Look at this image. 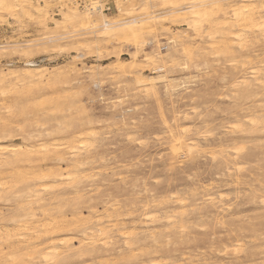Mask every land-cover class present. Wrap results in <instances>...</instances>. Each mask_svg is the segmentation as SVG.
Instances as JSON below:
<instances>
[{
  "label": "rangeland",
  "instance_id": "rangeland-1",
  "mask_svg": "<svg viewBox=\"0 0 264 264\" xmlns=\"http://www.w3.org/2000/svg\"><path fill=\"white\" fill-rule=\"evenodd\" d=\"M190 1L111 0L105 12L90 10L91 0H9L0 10V73L34 66L47 73L39 83L0 87V144L42 153L56 144L66 157L64 177L46 181L43 195L62 198L33 204L29 228L15 214L0 228L2 239L37 240L38 219L73 220L77 208L119 218L120 229L137 235L135 248L159 247L141 256L147 263L264 264V94L250 73L264 65V0H212L210 17L196 23L183 17ZM237 6H244L239 21ZM250 8L258 28L247 19ZM70 9L83 17L64 22ZM145 9L149 24L137 37H97L103 19L139 21ZM133 57L152 60L132 68ZM177 137L188 145L178 149ZM22 195L1 192L0 212L10 215ZM73 235L69 227L53 237L73 245ZM99 244L105 254L123 249L111 235ZM22 251L15 261L28 257ZM91 261L84 263L127 264Z\"/></svg>",
  "mask_w": 264,
  "mask_h": 264
},
{
  "label": "bare ground",
  "instance_id": "bare-ground-1",
  "mask_svg": "<svg viewBox=\"0 0 264 264\" xmlns=\"http://www.w3.org/2000/svg\"><path fill=\"white\" fill-rule=\"evenodd\" d=\"M142 1H144V0H142ZM145 1H148V0H145ZM168 1H170V0H161V2H163L164 4L166 2H168ZM238 1L239 2H241V1L243 2V0H238ZM14 3H16V2H14ZM175 3L176 2H174V4ZM212 3H214V2H212V0H191L188 3L189 5L185 7L187 10L183 12V17L184 16H188L189 18H191V20L194 23H196L197 21H201V20H204V19H208L210 17V11H211L210 5ZM170 5H172V4L170 3ZM243 7L241 8V6H237V7H233L231 9V11L233 12V17H234L235 20H238L239 21V16L241 15V12H242ZM9 8H10L9 0H0V10L9 9ZM70 10H68V12L62 13L63 15L61 14L62 20L64 22H66V23L67 22H71L72 23L73 20L76 21L75 19L83 17V16H80V14L77 12L78 10L77 11H75V10H71L70 11ZM256 12H254V8H250L249 9L248 18L247 17L246 18L250 21L251 26H254V27L257 26V28H258V25H256V22H257V19L258 20L259 19L261 20V18L255 16V14H257ZM140 15H142V13H140ZM105 17H106V15H105ZM122 17L124 18V16H122ZM129 18H127L128 20L125 19L126 21H122L120 19H108V18L107 19H103L102 20V23L100 22L101 25H100V30L97 33V37H99V38H104L105 37V38H110V39L111 38H116V37H118V38L137 37L140 33L143 32V30H145V28L149 24L148 21L150 19V16H149V12L145 9V18L144 19L142 18L143 20L139 19V21H137L138 19H134V17L129 20ZM82 22L83 21H81V23ZM84 23H86V22H84ZM259 23H260V21H259ZM82 26H83V24H82ZM95 26H97V25H95ZM249 28L251 29V27H249ZM252 30H253V28H252ZM254 34H255V32H254ZM254 37H255V35H254ZM254 37H252V38H254ZM253 43H255V42H253ZM96 44L97 43H95V45ZM225 47H227V46L225 45ZM261 47H262V45H261ZM151 60H152L151 57H144L143 59H140V60H138L137 58L133 57V59H132V63L133 64H131V67L132 68L133 67H136V65H137L136 62L151 61ZM26 64L29 65V66H34L35 65L33 62H30V61L29 62H26ZM123 65H124V62L121 59H119V61H117V64L115 65V68H117L118 70H120L121 68H123ZM97 70H99V69H97ZM259 71H263V72L259 73ZM250 73L252 74L251 75L252 77L254 76L253 81H256V84L259 85V86H261V90H263V94H264V65L262 67H257V68H254L253 67L250 70ZM46 74H47L46 73V68H42V67H39V66H34L32 68H28L25 71L20 72V73L13 72V71L6 72V73H0V87H2L4 85L5 86L6 85H9L10 86V84L18 83V82L24 83V84L25 83H31V82H37V83H39V82H42V79L44 77H46ZM137 82H140L141 83L142 82V79H138ZM13 86H15V85H13ZM15 88H16V86H15ZM250 90H251V88H250ZM0 93H2V92L0 91ZM260 106H262V105H259V107ZM244 107H245V105H244ZM261 115L264 116V114H261ZM255 117H256V115H255ZM246 120H248V118H246ZM261 122H263L262 119H261ZM251 124H252V122H251ZM255 126H256V124H255ZM243 127H244V125H243ZM234 129H235V127H234ZM240 129H243V128H240ZM174 143H175V145H176V147L178 149L182 148L185 145L186 146L188 145L187 144V141L185 142L184 139H182L181 137H177L175 139V142ZM190 144H192V143H190ZM190 144H189V146H190ZM59 146L60 145H56V144L52 148L50 146V148L48 147L47 150L44 151L45 153H42L43 150H34L33 149V146H31V145L24 146L26 149H23V147L20 148L19 146H16V147H13V148H8L7 145H2V143L0 144V153L9 152V154L6 155V156H0V193L1 192H10V193H17V192L20 193L21 192L23 194L22 195V198L20 199V201L16 202L14 204V207L10 209V215L9 214L7 215L6 213L0 212V228L6 227L7 226L6 221L12 219V217L15 214L18 215L19 213H20V217L23 216V219H22L23 223L26 224V227L27 228H29L30 225H31V222H33L32 221L33 220L32 217L35 216L34 215V212H33V208H34L32 206L33 204H37L38 205L41 202H44V201L46 202V200H50V201L53 200V199L60 200L62 198V197L60 198V196H56V195H53L51 197H43V195L45 194L44 192L47 191L46 181H48L50 179H52V180H54V179H60L62 177L63 173H64V172H62V170L60 171L59 168H60V164L63 161L66 160V157L64 156L63 152L61 151V149H60L61 147L58 148ZM83 147H85V146H83ZM8 150H11V151H8ZM72 150H74V149H72ZM236 151H237V149H236ZM47 161H49V164H53V165H51L52 167L45 168L46 166H48V164H47L48 162ZM83 161L85 162V160H83ZM83 165H85V164H83ZM54 166H55V168H54ZM64 168L65 167H63V169ZM67 168H69V166ZM91 173H93V172H91ZM20 174H22V175H20ZM74 174H73V176H74ZM87 174H89V173H87ZM81 175H82V173H81ZM84 175H86V174H84ZM90 177H91V175H90ZM83 178H84V176H83ZM75 179L76 178H74V180ZM74 182H73V184H74ZM211 185H210V187H212ZM71 186L75 187L74 185H71ZM87 188H89V187H87ZM64 189H66V188H64ZM78 189H81V187L78 188ZM78 189H77V191H75V193L76 192H79ZM65 193H67V192H65ZM218 197H219V195H218ZM77 199H78V197H77ZM261 199H263V198H261ZM4 201H5V199H4ZM262 201L264 202V200H262ZM132 203H133V201H132ZM94 204H93V206H94ZM46 207H48V206H46ZM59 207H60V205H59ZM223 207L224 206L219 207V208H223ZM43 208H44V205H43ZM38 209H40V208H38ZM88 210H89V208H88ZM212 211H213V209H212ZM52 212H54V211H52ZM169 212H171V211H169ZM169 212H167V214H170ZM223 212H224V210H223ZM56 213H58V212H56ZM202 213H201V215H202ZM44 214H45V212H44ZM84 214H85V212H84ZM153 214L154 213H152L151 215H145L144 217H145V219L154 220L156 216H153ZM130 215H132V214H130ZM105 216L109 218L110 215L109 214H106ZM252 218H254V217H252ZM55 219H50L48 222H47V220L45 221L44 219H42V220L41 219H38L36 221V224H35L34 228L35 227L38 228V231H39V234H36L37 237L35 236L37 238V240H33V241L24 240V241H22L19 244H15L16 242L13 243V241H9L10 239L9 240H4V239H2L3 236L2 237L0 236V264H38L34 260L35 258H42L43 260H41V261H44L45 260L44 261L45 262L44 264H82V263L85 264L84 263L85 260H92V261H94V260H97V259H100V258H103V257L104 258L105 257H109L110 259H113V260H116V259L124 260L127 264H162L161 262L159 263V262H154V261H150L149 263H147L145 260L141 259V256L143 254L157 252V249L159 247L157 249H155V247H154L153 249H150V250L146 249L145 247L144 248L142 247V248H139V249L133 247L132 245L136 242L135 240L138 239L137 238V235L134 236L130 232L131 229L128 231L129 233H127V232L123 231L122 229H120L119 226L121 225V221L119 220V218H116L115 217L114 219L103 220V216H100L98 214H95L93 211L90 212L88 215L83 216V214H81L80 210H78L77 208H74L73 209V220H69L68 221V220H64V219L63 220H55ZM171 220H173V219H171V215H168V216L165 217V221L166 222L170 223V222H172ZM135 225H136V222H135ZM144 225H145V223H144ZM186 225H188V223ZM9 227H11V226H8V228ZM69 227H73V233H74V235H73V237L71 236V238H73V245L70 243V240L69 239H64V238H61V237L60 238H54L53 237V235H55L59 231H61V230L63 231L66 228H69ZM242 227H244V226H242ZM18 228L19 227H17V229ZM138 229H137V231H138ZM260 229H261V227H260ZM6 230H7V228H6ZM154 230H156V229H154ZM7 232H8V230H7ZM113 233H116V234L113 235ZM151 234L153 235V233H151ZM5 235H7V233H5ZM107 235H111V236H113V238H117V237L119 238L120 237L121 239H123V245H122L123 246V249L120 248L121 246H117L116 248H113L112 249V252H109L108 254H105L104 253L105 251L102 250V248H104V246L101 245V244H99V241H101V239H103V237H107ZM190 235H191V233H190ZM3 238H5V237H3ZM151 238L154 239V237H151ZM33 239H34V237H33ZM75 242H77L78 245L75 246V244H74ZM103 244H105V243H103ZM21 250H24V251H22V254H20L22 256H20V257H23L25 255L28 256V257L27 258L25 257L21 261H15V254H17ZM136 250H139V251L137 252ZM96 262H98V261H96ZM250 262H252V261H250Z\"/></svg>",
  "mask_w": 264,
  "mask_h": 264
},
{
  "label": "built area",
  "instance_id": "built-area-1",
  "mask_svg": "<svg viewBox=\"0 0 264 264\" xmlns=\"http://www.w3.org/2000/svg\"><path fill=\"white\" fill-rule=\"evenodd\" d=\"M79 5L83 4L81 3L82 1H78ZM86 6H88V8L90 10H102V11H105V12H109L111 11V0H91V3L87 2L86 3Z\"/></svg>",
  "mask_w": 264,
  "mask_h": 264
}]
</instances>
